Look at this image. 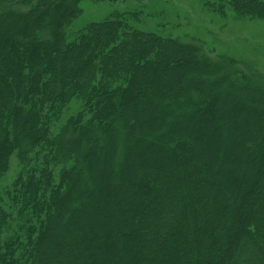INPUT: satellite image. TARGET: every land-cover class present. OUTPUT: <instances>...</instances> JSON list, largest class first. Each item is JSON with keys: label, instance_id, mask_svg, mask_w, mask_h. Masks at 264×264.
<instances>
[{"label": "trees", "instance_id": "obj_1", "mask_svg": "<svg viewBox=\"0 0 264 264\" xmlns=\"http://www.w3.org/2000/svg\"><path fill=\"white\" fill-rule=\"evenodd\" d=\"M10 1L30 9L0 4V180L12 157L20 169L7 199L0 198V264H244L248 256L260 261L251 264H264V153L261 142L251 152L242 144L252 135L251 121L264 114L249 115L244 101L230 105L264 93V78L203 46L134 27L121 13L71 34L81 0ZM231 4L264 17V0ZM188 71L204 73L197 87ZM223 84L243 94L231 95ZM74 101L77 107L56 130ZM187 102L194 108L181 109ZM195 114L198 122L191 124ZM150 121L159 125L154 136L153 124L132 134L130 128ZM220 126L227 128L225 142L215 148ZM142 142L153 146L140 148ZM240 155L261 162L255 177L244 165L239 172ZM98 157L110 174L119 173L123 191L111 189L109 174L98 178ZM222 169L245 175L249 187L235 211L216 175ZM84 189L91 199L71 195ZM116 194L120 220L100 224L88 214L92 202ZM227 216L234 219L230 235L232 222L221 229ZM56 217L86 222L92 235L76 232L68 238L72 246L59 245L53 255L47 240L62 231Z\"/></svg>", "mask_w": 264, "mask_h": 264}, {"label": "rangeland", "instance_id": "obj_2", "mask_svg": "<svg viewBox=\"0 0 264 264\" xmlns=\"http://www.w3.org/2000/svg\"><path fill=\"white\" fill-rule=\"evenodd\" d=\"M234 1L236 0H81L79 2V7L81 9L80 16L72 23L70 29L72 34L77 30L81 29L82 27L86 26L87 24L103 21L106 18L110 17L112 14L121 13L126 16V19L134 27L146 31L156 32L163 36H171L172 38H177L185 43H192L199 46H203L204 49L209 52L210 55H212L213 57L224 55L228 58L237 61L238 67H241L243 70L252 74L254 73L259 77L264 78V17L254 16V14L251 13L249 15L244 14L242 12H238L235 9L234 5L231 4V2ZM0 4L5 7H11L14 10L16 9L26 11L30 9V7H28V4L15 3L14 1L10 0H4L3 3L0 0ZM1 56L2 55L0 54V57ZM46 71L50 70L47 68ZM185 73L186 75L191 76L192 80L190 84L192 86L196 85V87L198 86L197 76H204V73L198 74L192 73L191 71ZM194 74L197 75L193 76ZM258 85L256 86L258 87ZM222 87H224L226 91V88L232 90L231 95H237L238 93L239 95L243 94L241 90H239L238 92L237 88L235 87L231 88V86L229 85L226 87L224 86V84ZM258 88H260V86ZM261 88L264 89L262 86ZM224 89L222 88L221 90ZM259 94L257 96H254V94H252L254 98L256 97V99H252L253 97H246L247 99L242 101L233 100L234 102H231L230 105L231 107H234L244 101L246 104H248L249 115H255L258 112L264 114V93L259 92ZM220 95V93L214 94L216 98H218ZM191 103L192 102H187V104L183 105L181 109H185L186 111H188V109L190 108L193 109L194 107ZM76 107L77 103L75 104V101L70 104L68 109H66V111L64 112L60 121L55 126L56 130L58 129L59 125L65 122L66 118L74 111ZM158 110L161 109L158 108ZM197 115L198 114H195L192 117L191 124H193L194 122H198ZM250 124L253 128V131L251 132L252 135L250 137L244 138V140L242 141L243 147L246 149V152H251L253 150V147L256 146L259 142H261L262 147L260 152L263 154L264 136H262V134H264V132L263 130L259 129L258 126L260 124L261 126H264V118H261V120L257 119L254 122L251 121ZM151 125L153 126V129L151 128L149 133L151 136H154V132L156 133L159 125L158 123H152V121H150V124L147 126H143L139 123V126L136 125L135 127L130 128V130L133 134L134 130L136 133L139 127L147 129L150 128ZM218 129L219 134H216V136H218L219 139L216 140L217 142L215 141V143H211V145L215 148H220L222 146V143L225 142V137L222 131H225L227 128L225 126H220ZM253 132H257L258 135L254 136ZM239 133H244V131H239ZM121 136L122 137L120 138V140L127 139L124 135ZM207 136L212 142V136L210 134H208ZM139 146L140 148L144 147L145 149H147L151 148V146L153 145L151 143L146 145L142 142L139 144ZM89 151L90 154L92 149H90ZM147 152L148 154L150 153V151ZM86 154H88V152ZM97 155L99 156L100 154L97 153ZM158 155L159 154L157 153L155 157H157ZM260 155V153H256V157H260ZM158 159L160 158H155V160ZM90 160L91 158L89 159V161ZM97 161L99 163L100 169V174L98 178L106 180V176L107 174H109L108 181L111 183V189L114 191V189L116 188V191H123V189L119 190L117 188V183L120 181L119 173H117L114 169H111L112 174H110V171L107 168V162L101 161L99 157ZM257 162L261 163L260 161ZM257 162H253V159L251 158L248 160L247 163V161L243 160L242 155H240V160L237 167L239 169V172H241V169L239 167H242L243 165L248 169L249 172H253V170L257 166ZM152 163H154V160H150L149 165H151ZM215 166L217 167V165ZM140 169L141 168H138L139 173H141ZM221 171L222 172H219L216 175L218 179L221 178L224 180V183L227 186L224 191L226 192V194L229 195L228 207L232 211H235V205L237 204L238 200H240V198L242 197V190H248L249 188L248 184H244L245 175L242 174L243 177L238 178L240 175L238 174V171H236L233 175L227 174L225 170L223 171V169ZM19 173L20 169L17 165V161L14 157H12L9 169L4 173V176L0 180V198L3 197L5 198V200L7 199V192L14 185V182L17 180ZM257 173L258 171H254L253 176L255 177ZM240 179L241 182H239ZM81 187L83 188V186ZM236 191H238V193H236ZM82 192V194H79L77 191H75L76 196L74 193H72L71 195L73 196V198L81 200H88L89 198L91 199V190L84 189ZM117 196L118 195L116 194L115 197H112L111 201H107L101 198L97 203L95 201L92 202L91 206L88 208V214L90 216L95 217V219L100 222V224L106 223V225H108V222L110 221L108 220L109 218L120 220L121 204H118L120 202L116 201V198L118 199ZM127 196L130 197L129 192L127 193V195L125 194V197ZM50 200H53V197L50 196ZM205 200L206 198H202V200H200L198 204H196V206L204 204ZM121 203H123L124 205L126 202L121 201ZM116 206L119 207L117 210ZM169 208L172 210L173 204L168 205V209ZM216 208L217 205L215 204L213 210ZM228 221L232 222V226L229 227L226 231V234L230 235L232 229L234 228L233 218L230 219L229 216H227V222L224 225H221V229L222 231L225 230L229 223ZM55 223L56 225H58V227L59 224L62 225V231L59 227L60 231L58 229V232L53 233L58 235H50V240H47L48 242H51L52 240L51 247L48 250L53 255L57 253L59 245L62 247L72 246L74 241L71 242L68 238H72L73 235L76 234V232H82L80 237L84 235L83 233L92 235V231H90L89 227L86 225V222L81 223V225L78 226V222L71 223L70 220L68 222H65L63 218L58 219L56 217ZM127 226L132 227L131 224H128ZM98 231H105V233H107L106 228H99ZM93 237L97 239L94 234ZM97 237L99 238L100 236L97 235ZM39 249H41L40 251H43V254L48 257V253L45 252V248L41 247ZM152 249H155V246H153ZM214 251H216V253H218L219 251L216 246H214ZM252 261L254 263H260V261L258 262L257 257H254L252 259V257L248 256L246 257V261H244V264H251Z\"/></svg>", "mask_w": 264, "mask_h": 264}]
</instances>
